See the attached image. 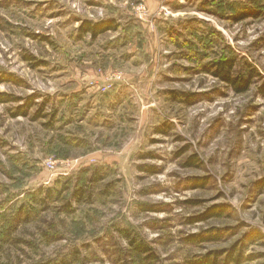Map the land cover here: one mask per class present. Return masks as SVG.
<instances>
[{"label":"rangeland","instance_id":"374dc122","mask_svg":"<svg viewBox=\"0 0 264 264\" xmlns=\"http://www.w3.org/2000/svg\"><path fill=\"white\" fill-rule=\"evenodd\" d=\"M0 94V264H264V0H0Z\"/></svg>","mask_w":264,"mask_h":264},{"label":"trees","instance_id":"16d2710c","mask_svg":"<svg viewBox=\"0 0 264 264\" xmlns=\"http://www.w3.org/2000/svg\"><path fill=\"white\" fill-rule=\"evenodd\" d=\"M256 16H257L256 13H252V12L242 13L241 15L236 17V20L240 21V20H243L249 17H256ZM117 29H118V25L116 24L114 20H102L98 22H92V21L85 20V21H82L79 26L80 34L81 35L89 34L92 39H96L100 35L106 32H109V31H117ZM216 66H217L218 71H216L215 75L222 78V80L225 81L226 83L233 85L237 93H243L248 90L251 84V80L236 79L232 77V71L234 68V60L231 59V60L220 61L217 63ZM9 102H11V97L5 96L4 94H0V104H6ZM25 113L26 112L22 114H25ZM20 114L21 113H18L16 116H19ZM42 193H44L45 198H50L51 195L53 194V190L51 189L43 190ZM212 214H213L212 211L209 212L205 217H203V220H206L209 216H210L209 218L215 217V215H212ZM259 234H260L259 232L250 233L249 235L244 236L240 243L244 245V244L254 242V238L256 239V236H259ZM220 239L221 238L218 235L216 237H210L209 239H204L202 240V242L219 241ZM237 249L239 250L238 252H237ZM242 250L243 249L240 246H238V243H237L232 249L226 252V255L222 254L221 252H214L206 256L200 257L195 261H190L189 264H221V261H219L220 258H224L222 261L223 264H242L245 261V257L242 254ZM246 260H249V259L246 258Z\"/></svg>","mask_w":264,"mask_h":264}]
</instances>
